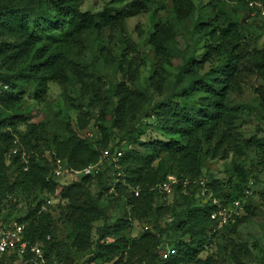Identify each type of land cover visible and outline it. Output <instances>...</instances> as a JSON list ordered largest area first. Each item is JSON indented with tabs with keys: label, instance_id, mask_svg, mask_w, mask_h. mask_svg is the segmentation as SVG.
I'll return each instance as SVG.
<instances>
[{
	"label": "trees",
	"instance_id": "obj_1",
	"mask_svg": "<svg viewBox=\"0 0 264 264\" xmlns=\"http://www.w3.org/2000/svg\"><path fill=\"white\" fill-rule=\"evenodd\" d=\"M84 1L0 0V210L5 209V216L11 217L16 204L24 205L23 210H15L23 213L14 219L23 226L22 236L29 245L40 244L44 264H70L71 251L83 253L90 249L93 252L86 263L240 264L248 256V249L231 238L220 249L206 252L216 237L215 222L209 218L215 206L209 200L202 201L195 182L203 179L205 195L226 204L241 196L249 171L232 164L223 181L212 173L203 174L202 158L221 161L230 155L240 159L246 151L255 150L256 164L264 172V138H241L235 124L238 108L229 106L227 97L229 92H239V83L246 75L253 74L264 84V46L249 50L248 39L240 32L243 21L229 18L220 9L213 11L212 7L210 16L197 19L192 29L203 41V53L199 60L195 54L185 55L175 67L172 82L176 92L188 89L191 96L198 95L195 104H174L168 101L175 98L173 94L164 98L154 111L142 116L154 119L162 139L138 142L136 130L128 124L140 110L144 92L129 90L120 82L109 92L102 90L100 83L92 80V69L88 72L78 56L84 34L121 30L125 20L146 13L155 0H128L118 8L109 3L97 12L81 11ZM167 1L177 20L186 17L193 7L191 0ZM239 1L247 11L250 1L264 3ZM154 9H161V4ZM172 40V29L166 23L154 25L147 39L154 54L166 61V45ZM132 55L133 48L125 46L117 60L118 71L124 65L130 81L134 78L129 72ZM212 57L220 61L202 71ZM69 79L76 80L80 96L86 100H79L74 107L73 124H64L66 138L59 141L48 134L44 124L31 122L24 115L23 94L28 87L33 101L40 102L48 83L57 84L64 94ZM163 81L155 71L146 79L154 91L160 89ZM260 97L264 111V95ZM109 105L112 107L107 112ZM92 109L97 115L90 121ZM89 124L90 128L96 126L93 140L85 138ZM111 130L124 134L128 143L137 147L120 150L121 156L115 162H103L94 176H67L59 181L70 170L96 163L105 148L110 152ZM160 156L173 164L171 170L163 164L153 166ZM58 163L65 171L56 178L52 170ZM10 168L12 177L6 174ZM167 175L186 179L187 183L172 186L171 195L176 199L171 203L158 204L165 195L157 190V185ZM92 184L94 193L90 190ZM261 194L264 198V190ZM56 195V204L42 211L44 199ZM106 195L113 198L109 200ZM102 199L106 200L105 206L98 204ZM118 202L123 211L112 220L109 212L117 208ZM52 211L55 220L71 227L70 243L57 240ZM146 218L152 219L157 231L142 228L129 240L126 232L132 224ZM238 219H232L221 231L230 224L234 230ZM98 221L101 225L95 229L93 241L92 224ZM164 243L173 250L166 259L160 256ZM221 250L223 257L218 254ZM201 253L203 257H199Z\"/></svg>",
	"mask_w": 264,
	"mask_h": 264
},
{
	"label": "rangeland",
	"instance_id": "obj_2",
	"mask_svg": "<svg viewBox=\"0 0 264 264\" xmlns=\"http://www.w3.org/2000/svg\"><path fill=\"white\" fill-rule=\"evenodd\" d=\"M128 0H85L80 6L81 11L97 12L100 11L105 5L112 3L115 8L120 7ZM193 7L190 9L189 14L180 19H175L170 3L167 0H155L150 9L146 13L139 14L136 17L125 20L121 30H108L102 29L97 33H88L82 36L78 60H82L89 72L92 69L93 81H98L102 90H109L118 82L125 85L129 90L133 88L140 89L144 92V98L141 103L140 110L134 115L133 119L129 122V127L136 130L138 134V142H148L151 140H161L160 131L154 123V119L142 118L149 110H155L157 104L164 98H168L171 94L175 98L168 99L172 103H176L181 107H193L195 99L198 95L191 96L190 91L176 92L173 87V79L176 73V65L181 62L185 55L192 53L195 54L196 60H199L203 53L201 37H196V33L192 31L194 22L204 20L205 16L211 14L213 11L220 9L229 18L243 21V29L240 30L242 36L247 38L248 49L253 46L256 48L264 46V22L253 10L247 11L246 6L242 5L239 0H191ZM157 4H161V9H154ZM155 12L153 13V11ZM168 24L173 32V40L168 42L167 48V61L154 54L152 47L148 44V36L153 32L154 25ZM191 32L194 35L191 36ZM125 46L133 48V61L130 65L129 72L133 75V80L130 81L127 71L124 70L125 66H121L118 71L117 60L118 56L124 52ZM135 56V57H134ZM130 58V56L128 57ZM132 58V57H131ZM219 58L212 57L202 69L207 70L213 67ZM220 61V60H219ZM90 66V67H89ZM158 72L164 79L161 82L160 89L154 91L153 88L148 86L146 79L152 72ZM201 71V72H202ZM96 78V79H95ZM23 94L22 111L26 117L30 118L31 122H38L45 125L49 135H54L59 141L66 138L64 133V124H73L76 116L75 106L79 100H86V97L80 96V85L74 79H69L64 85V94L61 93V88L55 83H48L47 90L40 102H34L30 89L26 87ZM187 94V97L181 96ZM264 95V84L257 79L253 74L246 75L239 83V92L228 93V104L233 108H238V120L236 125L241 134V138L246 140L250 136H255L257 139L264 138V111L260 107V100ZM71 100V101H67ZM84 102V101H83ZM262 106V105H261ZM111 105L107 107V112L111 109ZM264 109V108H263ZM85 110V109H84ZM97 111L90 110V121L96 118ZM92 122H90L91 124ZM88 125L86 131L91 132L93 128ZM107 125V121L104 122ZM110 152L112 150H122L124 148H134L137 145H130L126 136L116 130H111L109 133ZM117 144V145H116ZM111 154V153H110ZM258 154L255 150L246 151L244 156L236 159L228 156L225 160L206 161L201 159L202 172L204 175L212 173L216 178L225 181L227 179V172L231 170L232 164H240L245 170L249 171L247 181H252L250 188L251 194L241 199V215L237 218L238 223L235 229L232 230V224L226 227L223 231L220 228L214 229L216 237L211 241V244L206 247V252L215 251L220 249L226 239L231 238L239 243H242L248 249V256L240 260V264H264V198L262 192L264 190V172L260 170L256 164ZM107 164V163H106ZM163 164L164 168L171 170L173 164L164 156H160L158 160L153 163V166ZM102 165L104 163L102 162ZM101 165V166H102ZM8 176L12 177V168L6 172ZM111 176V171L107 172ZM250 176V177H249ZM67 176H63L59 181L65 180ZM67 181V180H66ZM247 183V182H246ZM92 193L96 191L94 184L90 186ZM242 191V190H241ZM107 199L111 200L113 197L108 195ZM232 196V195H231ZM18 198V197H17ZM176 198L169 195L164 199L158 200V204H169ZM54 203L49 205L54 206L57 202V195L53 197ZM200 199H198L199 201ZM11 201H13L11 199ZM106 200L99 201L100 206L106 205ZM178 201V199H177ZM201 203V202H199ZM16 204L12 209L11 217H20L23 213L15 210H23L24 205ZM123 206L117 203V208L109 212L110 218L113 220L121 216ZM54 226L56 229L57 240L66 244L71 241V227L64 223L55 220V214L51 212ZM101 225V222L92 224L91 238L95 240V229ZM232 225V226H231ZM154 230L156 227L151 218H146L138 223H133L131 230L126 232V237L129 240L134 236L140 234L142 228ZM170 248L164 243L165 250ZM92 249L83 253L71 251L70 264H98L86 261L91 258ZM223 257L222 250L218 253ZM204 253L199 254L203 257ZM225 258V255H224ZM55 262V261H54ZM52 264H58V263Z\"/></svg>",
	"mask_w": 264,
	"mask_h": 264
},
{
	"label": "built area",
	"instance_id": "obj_3",
	"mask_svg": "<svg viewBox=\"0 0 264 264\" xmlns=\"http://www.w3.org/2000/svg\"><path fill=\"white\" fill-rule=\"evenodd\" d=\"M247 7L250 10L257 11V15L264 19V3L260 1H250L247 3ZM1 87V83H0ZM96 126H93L91 132L85 131V138L87 140H93L95 138ZM12 151L11 154H14ZM121 156V152L115 151L109 152L108 148L101 151L99 159L96 163L88 165L80 170H70L65 176H94L101 168L102 162H115ZM21 158L24 159V155L21 154ZM65 168L62 164L58 163L53 168L52 173L54 177L58 178L63 176ZM186 179L177 178L174 175H167L165 179L157 185V190L165 195L169 196L172 193V186L180 185L185 186ZM195 184L200 187L198 196L202 198V201L209 200L211 205L215 206L209 216L211 220L215 222L216 228L225 226L232 219L238 218L241 215V199H234L226 204H220L217 200L212 199L210 194L205 195L203 187L204 180L198 179ZM252 186L251 181H247L245 188L241 193V197L246 198L251 194L250 188ZM137 192L134 191V196ZM10 199L9 196L6 197ZM53 197H47L44 199L40 209L45 211L48 206L53 204ZM5 209L0 210V264H44L42 258V252L40 244L34 243L29 245L22 236L23 226L15 221L13 217L5 216ZM17 217V216H16ZM169 219H167L168 221ZM146 229V227H144ZM173 254V250L167 248L160 253L162 259H166L169 255Z\"/></svg>",
	"mask_w": 264,
	"mask_h": 264
}]
</instances>
